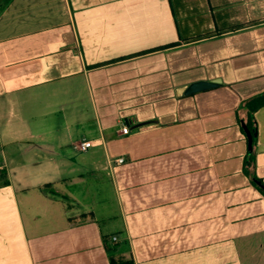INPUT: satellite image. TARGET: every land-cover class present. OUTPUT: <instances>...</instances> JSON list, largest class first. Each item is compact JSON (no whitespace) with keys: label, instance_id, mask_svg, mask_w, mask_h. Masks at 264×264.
Listing matches in <instances>:
<instances>
[{"label":"crops","instance_id":"crops-1","mask_svg":"<svg viewBox=\"0 0 264 264\" xmlns=\"http://www.w3.org/2000/svg\"><path fill=\"white\" fill-rule=\"evenodd\" d=\"M263 92L264 0H0V264H264Z\"/></svg>","mask_w":264,"mask_h":264},{"label":"trees","instance_id":"trees-1","mask_svg":"<svg viewBox=\"0 0 264 264\" xmlns=\"http://www.w3.org/2000/svg\"><path fill=\"white\" fill-rule=\"evenodd\" d=\"M247 109L246 117L244 121L239 119L246 127V129L250 132L252 137V145L255 144L257 139V126L254 118V112L261 106H264V92L258 94L250 99H248L243 105ZM242 131L244 129L241 127ZM244 133V132H243ZM255 153L247 152L244 161H243V172L247 175L252 184L255 185L264 195V183L262 180L255 174ZM50 184H45V187L49 188ZM133 262H127L124 264H132Z\"/></svg>","mask_w":264,"mask_h":264},{"label":"water","instance_id":"water-1","mask_svg":"<svg viewBox=\"0 0 264 264\" xmlns=\"http://www.w3.org/2000/svg\"><path fill=\"white\" fill-rule=\"evenodd\" d=\"M219 84V80H210V81H200V82H195L193 84H191L190 86H188L187 88L184 89V93L188 94V93H192V92H196V91H200L206 88H212V87H216ZM244 132L246 134V137L248 139L247 141V146H248V151L251 152L252 150V137L250 132L246 129L245 125H242ZM258 150L262 151L264 150V144L263 145H259L258 146Z\"/></svg>","mask_w":264,"mask_h":264},{"label":"built area","instance_id":"built-area-1","mask_svg":"<svg viewBox=\"0 0 264 264\" xmlns=\"http://www.w3.org/2000/svg\"><path fill=\"white\" fill-rule=\"evenodd\" d=\"M128 131H129L128 127L124 125L122 127V132L128 133ZM91 146H92V142L89 140H83L77 145L78 149L81 151H85ZM114 161H115V164H120L123 162V157H118ZM113 239H116V237L114 236Z\"/></svg>","mask_w":264,"mask_h":264}]
</instances>
